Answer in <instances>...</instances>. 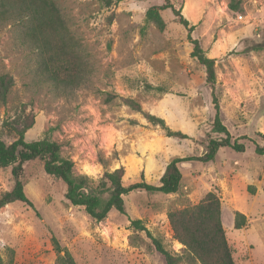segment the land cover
Wrapping results in <instances>:
<instances>
[{"label":"rangeland","instance_id":"1","mask_svg":"<svg viewBox=\"0 0 264 264\" xmlns=\"http://www.w3.org/2000/svg\"><path fill=\"white\" fill-rule=\"evenodd\" d=\"M229 1L169 0L195 25L192 36L216 59L222 120L245 150L227 146L213 161L183 162L176 193L133 190L124 197L126 213L113 210L102 221L72 205L63 181L47 174L41 160L27 162L25 190L37 211L20 201L0 209V264H56L53 236L77 264H167L132 220L141 219L168 249L181 254L183 244L174 237L168 213L199 203L209 191L221 198L235 263L264 264V156L252 141L264 144V47L254 49L264 43V0H241L235 13ZM55 2L81 61L80 81L67 87L48 79L19 9L0 4V74L12 75L15 82L7 102L0 101L3 140L13 141L6 124L25 108L34 114L26 140L58 141L76 173L98 179L124 166L125 184L143 177L157 184L173 158L201 155L209 138L223 136L212 129L213 90L191 54L187 28L171 8L161 11L164 30L146 20L147 9L166 0H123L110 7L101 0ZM109 94L117 97L107 101ZM123 97L134 98L190 137L166 136ZM13 183L11 167H0V195ZM237 211L246 215L242 228L235 227Z\"/></svg>","mask_w":264,"mask_h":264},{"label":"trees","instance_id":"2","mask_svg":"<svg viewBox=\"0 0 264 264\" xmlns=\"http://www.w3.org/2000/svg\"><path fill=\"white\" fill-rule=\"evenodd\" d=\"M101 1L104 6L110 7L123 0ZM0 4L19 9V21L23 23L28 41L34 44L38 51L39 65L46 77L58 85L63 84L67 87L77 85L81 78V61L68 39L69 33L55 0H0ZM168 8L172 9L178 21L187 28L188 40L193 45L191 54L205 69L206 82L213 90V103L216 111L212 129L223 136L209 138L201 155L173 158L166 165L157 184L147 182L144 177L141 181L125 184L124 166L107 170L103 176L95 179L88 174L75 172L74 161L62 154V146L58 141L48 136L27 141L25 134L34 125V114L23 108L6 124L14 136L13 141L8 143L0 137V167H11L14 181L12 188L0 195V209L20 201L36 210L33 201L26 193L23 177L25 164L34 160H41L47 174L63 181L65 197L72 205L82 206L91 218L95 221H102L113 210L126 213L124 197L133 190H144L149 193H176L181 186L180 164L183 162L213 161L218 151L227 146L238 151L245 150V143L234 138L223 123L219 98L215 94L216 59L210 57L201 41L192 36L195 25L191 24L181 10L175 8L169 0L161 6H150L146 11V20L164 30L166 22L161 11ZM228 8L234 13L241 11V0H230ZM262 47L264 43H258L254 49ZM14 84L12 75L0 74L1 102H7ZM147 87L164 91L161 86L147 84ZM116 97V95L109 94L106 99L111 101ZM122 101L133 111L142 113L148 122L159 126L166 136L182 139L190 137L181 130L172 129L163 117L144 110L134 98L123 97ZM132 123L137 124L138 121L132 120ZM260 135L264 140V134L260 133ZM252 141L255 144V152L264 156V144L253 139ZM168 218L175 239L183 244L181 254L173 253L168 249L163 238L155 236L141 219L132 220L135 228L146 232L156 250L164 256L167 264H182L183 262L186 264H236L224 228L221 198L217 191H209L197 204L171 210ZM245 220L246 215L237 211L235 227L242 228ZM52 240L57 254L56 264H77L72 253L61 245L56 236H53Z\"/></svg>","mask_w":264,"mask_h":264}]
</instances>
